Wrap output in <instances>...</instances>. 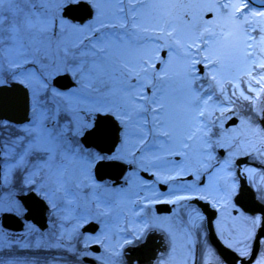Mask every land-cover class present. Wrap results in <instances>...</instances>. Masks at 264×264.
Here are the masks:
<instances>
[{
	"label": "snow or ice",
	"instance_id": "snow-or-ice-1",
	"mask_svg": "<svg viewBox=\"0 0 264 264\" xmlns=\"http://www.w3.org/2000/svg\"><path fill=\"white\" fill-rule=\"evenodd\" d=\"M13 100L0 264H228L197 199L235 212L217 228L231 264H264V0H0V109ZM29 196L48 227L15 232Z\"/></svg>",
	"mask_w": 264,
	"mask_h": 264
},
{
	"label": "flooded vegetation",
	"instance_id": "flooded-vegetation-1",
	"mask_svg": "<svg viewBox=\"0 0 264 264\" xmlns=\"http://www.w3.org/2000/svg\"><path fill=\"white\" fill-rule=\"evenodd\" d=\"M245 163H252L254 167L260 168L261 164L259 162H253L251 160L245 161ZM141 175H144V173H141ZM150 178V177H148ZM259 179V177H257ZM240 186L241 188L247 192L250 191V186L247 184V180L245 177L241 176L239 178ZM245 200H247V197H245ZM239 202V201H237ZM193 205L198 207L199 210H201L205 216V228L204 231L207 233V241L208 244L212 249L215 250L216 254L219 255L222 258H225L228 260V264H231V258L234 255V253L227 248V246L223 245L221 239L219 238L217 234V228H231L233 226V221L231 219L232 216L235 215V212L228 208V209H216L208 202H205L203 200H194ZM27 207H29V214L27 217H7L4 219L3 223L6 227L9 229L20 232L23 230L25 224L31 220L33 224H35L38 228L41 229H47V212L43 205H35L33 203V198L31 196L27 197ZM244 204H241V207H244ZM156 210L163 212V213H170L173 210L175 212L180 213L181 209L174 208L173 205H157ZM246 211H248V208H245ZM217 217H219V222L217 223ZM131 222V221H130ZM121 227H124L125 225L121 224ZM95 224H90L86 226V230H91L95 228ZM150 241L151 246L153 248L159 247L158 241H160V235L158 233H150ZM94 250L99 251V249L96 246H93ZM22 252H26L30 255H34L37 253H40L43 255L44 253H51V249H23ZM129 252H132L133 255L136 254L135 251L132 249H128ZM199 259V257H198ZM210 259V258H209ZM85 264H99L98 261H95L93 258H87L85 261Z\"/></svg>",
	"mask_w": 264,
	"mask_h": 264
},
{
	"label": "water",
	"instance_id": "water-1",
	"mask_svg": "<svg viewBox=\"0 0 264 264\" xmlns=\"http://www.w3.org/2000/svg\"><path fill=\"white\" fill-rule=\"evenodd\" d=\"M21 115H23L22 104H18L15 100H13L3 109H0V117L2 118L15 119V118L20 117ZM107 171H113V170L109 169ZM112 178L115 179V175H113Z\"/></svg>",
	"mask_w": 264,
	"mask_h": 264
}]
</instances>
